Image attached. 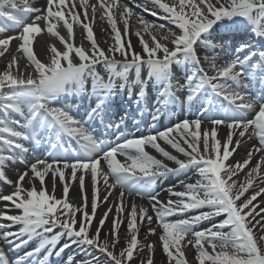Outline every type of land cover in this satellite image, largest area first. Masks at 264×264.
Segmentation results:
<instances>
[{"label": "snow or ice", "instance_id": "obj_1", "mask_svg": "<svg viewBox=\"0 0 264 264\" xmlns=\"http://www.w3.org/2000/svg\"><path fill=\"white\" fill-rule=\"evenodd\" d=\"M37 2L0 0V57L19 40L16 51L32 69L22 72L13 55L0 71V182L13 188L0 195L9 202L0 210V240L13 252L38 241L15 258L0 245V264L29 258L47 264L53 253L60 257L73 245L90 259L73 255L66 264H100L95 252L107 264H154L152 235L166 264H264V201L254 203L264 194V186L256 189L264 184V0H149L171 27L137 14L143 27L134 32L133 9L117 0ZM98 10L110 26L102 29L111 40L107 48L94 33ZM75 27L84 29L89 47L75 43ZM8 31L15 34L4 35ZM45 31L62 47L46 45L49 57L42 62L33 44ZM177 112L182 119L157 127ZM100 126L114 139L102 138ZM221 128L228 130L222 139ZM252 139L258 143L246 157L229 162ZM16 163L26 167L13 181L6 169ZM180 175L185 179L161 189L168 196L161 199L159 181ZM77 184L79 203L70 199Z\"/></svg>", "mask_w": 264, "mask_h": 264}, {"label": "bare ground", "instance_id": "obj_2", "mask_svg": "<svg viewBox=\"0 0 264 264\" xmlns=\"http://www.w3.org/2000/svg\"><path fill=\"white\" fill-rule=\"evenodd\" d=\"M79 2H80V0H76L77 4H79ZM88 2L90 4H96L97 0H88ZM117 2L121 5L126 4L128 7L133 9L134 15L131 17L130 22H129L130 23V32H134L135 30H141L142 31L143 26L137 22V14L140 15V13L147 14L152 20L150 22H154L156 24H163V23L168 24L169 23L168 21H166L163 18V13L161 12V10L155 8V6L152 3H150L149 0H123V1L117 0ZM44 3H45V0H38V2L34 6L41 7L42 5H44ZM77 10H80V9H77ZM154 10L157 11V13H158L157 16H153L151 14V12ZM89 15H91V9L90 8H89ZM100 15H101V13L98 10L97 11V18H96L94 25H93L94 33H95V37H96L97 41L100 43V46L107 48L108 44L111 43V40L109 39L108 34L104 31H102V29H109L110 26L108 25L106 19H104V20L100 19ZM39 23L41 24V26H43V21H40ZM118 26L121 28V31L123 32L122 22L118 21ZM59 30H60L62 35L66 36V31L62 27ZM74 31H75V43L77 45H79L83 42V44L86 48L89 47V42L86 39H83V36H82V34L84 33V29L82 27H75ZM14 33H15V31H14ZM4 35H6V33ZM130 38H131L133 45L137 46V50H138L139 46L137 44V37L133 34V35H131ZM145 38L148 39L147 34H145ZM105 41H107V42H105ZM19 43H20L19 40L12 41L10 44V51L7 52L3 57H0V71H3L5 69L7 63L11 60L13 55L17 56L19 68L22 72H30L32 70L31 67H29V68L27 67L29 61L27 60L26 56H24L22 53L16 51ZM52 44H54L57 48L62 47L58 38L51 36L46 31L44 33L40 34L37 37V39L34 41L33 50H34L35 54L37 55V58H39L42 62H46L48 60V57H49V52L46 51V45H52ZM205 67L207 68V65H205ZM209 74H212V73L209 72ZM145 119L150 120V117H148L146 115ZM170 123H173V122H170ZM170 123L166 122L164 124H160V126H162V125L167 126V125H170ZM142 131H145V130L143 129ZM227 131L228 130L226 128H221L219 130V133H218V138H221V139L224 138ZM161 143H162V146L165 147L167 151L171 152L174 155H178V157L180 159H184V157L181 154L176 153L175 150L171 148V146L163 144V142H161ZM257 143L258 142L256 139H252L251 141L245 140L243 143V146L238 149V151L234 155V157L230 158L229 162L234 163L235 161H241L243 158L246 157L247 149L251 148L253 145H255ZM148 151H150L151 154L157 156V158L164 159V162L168 163L170 166H172V167L176 166L174 164V162L168 161L166 158L162 157L159 153H157L154 149L149 148ZM257 160H259V154L254 155L253 160L251 161V166H254L256 164ZM25 167L26 166H24L20 170V172H23L25 170ZM7 173H8V177L13 181H15L18 178L17 174H15V173H10L9 171ZM29 175H31V173H29ZM188 175L192 177V181H194L197 178L196 176H193L191 172H189ZM177 179L184 180L185 177L183 175L169 176V177H166L163 180L159 181L156 190L158 192H161V199L166 200L168 198L167 192L161 191V189H166L169 184H175ZM239 179L242 181L244 179V176L241 175L239 177ZM47 180H48L49 187H50L51 186V177L49 176L47 178ZM24 183H25V187H28L27 180ZM87 183H88V181L86 178V184ZM260 186H264V184L257 183L256 189L258 190V188ZM37 187H39L38 182H37ZM12 190H13V188L11 186H8V185L3 183L0 186V195L9 194ZM177 190H180L179 186H177ZM61 191H62V189H61V186H60V183L58 180L57 181V191H56L57 196L61 195ZM116 191L118 193L119 190L117 189ZM251 191L252 190H250V192L247 193L246 195H250ZM78 192H79L78 184L74 185L70 189V199L73 202L79 203ZM89 196H90V191H89ZM133 198L135 199V202L138 206L143 205V206L147 207L149 205V202L147 199H141L140 197H129V199H133ZM260 201H264V194H262L260 197H258L257 201H255L254 203H259ZM6 203H9V202L0 201V210H2L4 208ZM261 206H264V205H261ZM105 207H106V205H105ZM104 210H105L104 207L100 208L98 210V216ZM13 214H15V213H13ZM150 214H151V212H150ZM5 223H7V221H5ZM110 226H111V220L108 221L107 226L104 229V232H107L108 228ZM18 227L19 226L17 225L15 227H13L11 230L16 231L18 229ZM201 227H207V224L201 225ZM197 230H199V229H197ZM146 231H147L146 226L141 229L140 239L142 241L145 239V232ZM158 231H159V229H158ZM124 232H125V229L122 228L121 229V244H120L121 247L124 246V239H123ZM102 238H103V233H102ZM147 239H148V241L154 242L156 244L155 254L153 257L154 258V264H166L165 255L162 252V249H161L160 243L158 242L157 236L152 235V236H149ZM35 242H38V241L35 239L32 240V243H35ZM63 242L64 241L62 240L60 243L62 244ZM0 245H2L1 241H0ZM74 247H76V246L73 245L71 248L66 249L65 252L63 254H61L60 257H57L56 255H54L51 258L52 261L49 264H66L68 257L71 256V255H69L68 252L71 250L74 251ZM43 252H42V254H43ZM17 253H19V252H17ZM94 254L98 257L100 264H107V260L103 254H100L99 252H95ZM147 254H148L147 249H145L141 253V255L145 256V257L147 256ZM186 255H187L188 259L191 261L193 256H194V250L191 247H189ZM39 258H42V257L38 256L37 259H39ZM77 259H90V257L88 255H86L85 253H82L81 255H79L77 257ZM26 264H33V260L32 259L28 260V262H26ZM132 264H137V261L134 259L132 261Z\"/></svg>", "mask_w": 264, "mask_h": 264}, {"label": "rangeland", "instance_id": "obj_3", "mask_svg": "<svg viewBox=\"0 0 264 264\" xmlns=\"http://www.w3.org/2000/svg\"><path fill=\"white\" fill-rule=\"evenodd\" d=\"M141 15L144 17V19H146V20H150V18H148V16H146L145 14H142L141 13ZM151 21V20H150ZM163 24H165V25H167V26H169V27H171V25L170 24H167V23H163ZM28 63V62H27ZM28 65H29V63H28ZM29 68V67H28Z\"/></svg>", "mask_w": 264, "mask_h": 264}]
</instances>
